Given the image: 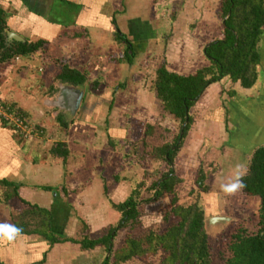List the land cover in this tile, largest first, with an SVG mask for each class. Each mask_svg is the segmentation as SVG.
<instances>
[{"label": "rangeland", "instance_id": "rangeland-1", "mask_svg": "<svg viewBox=\"0 0 264 264\" xmlns=\"http://www.w3.org/2000/svg\"><path fill=\"white\" fill-rule=\"evenodd\" d=\"M123 1L124 10L127 13L142 18V21L154 20L155 34L159 38L158 41L147 46V52L137 53L133 57V63L128 65V70L123 68L120 71L119 65L114 67L112 63H108L107 67L110 68L107 71L108 74L93 71L98 55H100L98 58H102V60L114 61L115 58L116 60L123 59V53L119 58L115 57L117 50L110 51L112 47L110 48L109 44L102 47L105 50L106 46L109 47L107 53L105 50H101L100 53L99 46H93V48L89 46L90 44L82 45L72 35L67 37L64 43L57 41L54 47L47 46L44 47V51H35L30 55L26 65L15 58H11L5 63L6 65H2V61H0L1 84L9 74H15L7 86L10 91L7 92L2 88L3 99L10 103L9 99L14 101V98L16 100L14 103L18 105L20 102L29 105L22 109L30 124V132L26 136L17 133V131L15 133L21 134L20 136L23 138L28 136L39 138V135L42 136L43 133L45 136L48 132L52 133L54 116L51 119L50 114L43 117L38 100L47 92L48 86L56 80L54 76L60 69L57 64L59 61H64L65 65L74 66L79 71L80 68L83 72L85 71L87 76L84 79L88 88L93 89L97 86L100 88L102 85V87L112 89L118 81L123 82L121 83L122 88L117 86L113 88L112 100L108 106L104 103L101 114L97 116V122L103 126L123 128L126 138L130 137L131 140L128 149L125 150L126 156L122 154L120 145H116L117 147L112 149L113 147L108 142L110 137H104L106 136L104 132L94 135V139L99 137L102 139L100 145L106 143L108 146L102 161L95 160L91 166H93L96 175L100 174L103 177L105 183V188L102 191L103 205L99 208L102 211L101 216H108L109 225L93 233H88L87 237L90 239L99 237L108 227L117 224L120 212L112 207L111 197L116 201L114 203H119L131 196L137 204L140 223L139 228L134 232L126 228H119L112 239V251L120 246L127 234L140 236L150 229L161 232L173 222L171 218L164 222L162 214L169 208L170 200L174 196V204L187 205L195 202L204 209L207 218L205 229L211 237V264H221L220 258L227 255L223 241L228 233L236 228H243L247 233H253L256 230V209L259 199L240 193L226 197L221 191V185L229 182L237 165H246L244 155L246 152L231 147L235 140H230L228 137V133L232 132L230 124L225 121V126L215 125L207 122L206 119L212 117L209 112L213 107L223 105V111H226V103L229 98L233 97L231 94L237 95L239 90L242 92L244 88H241L238 83L235 86L232 83L229 84L228 79L222 84L217 81L218 83L215 82L204 88L188 110L190 124L182 140L178 143L179 148L171 163L172 174L178 180L172 187V193L162 192L158 197H155L153 190L150 189V183L169 168L157 155L153 158L151 152L153 153L155 148L163 144L171 143L181 127L178 121L173 120L162 111L160 102L154 96L155 69L163 63L169 71L178 70L180 73H190L196 68L208 64L202 57V48L210 40L220 35V20L217 19L214 12L218 0H171L170 3L164 5H153L154 0ZM109 12L108 4L107 13ZM152 13H156L155 16ZM8 15L9 13H7ZM50 15L53 19L59 20L55 14ZM92 37H90L91 41ZM71 45H76L74 48L78 50L70 51ZM96 73L101 77H95ZM102 75L110 77L103 78ZM84 107L86 104H80L78 114ZM54 111L59 114V120H61V115L65 120H69L70 114H63L56 109ZM226 113L228 114V110ZM223 117L228 116L225 114ZM56 125L60 130H63V126L58 121H56ZM113 136L115 137V135ZM87 138L88 140L92 139L89 135ZM92 141L93 144H99L97 140ZM237 144L246 147L247 135L245 138L239 139ZM132 153L146 156L142 162L135 160L134 163L129 164L127 159L131 157ZM132 191H136V193L131 194ZM208 217L222 218L220 220L211 219V221ZM89 253L91 258L89 261H85V264H102L105 256L108 255L100 246H95ZM160 259L161 252L157 251L154 255L134 257L118 264H160ZM108 264H112L111 258H109Z\"/></svg>", "mask_w": 264, "mask_h": 264}, {"label": "crops", "instance_id": "crops-1", "mask_svg": "<svg viewBox=\"0 0 264 264\" xmlns=\"http://www.w3.org/2000/svg\"><path fill=\"white\" fill-rule=\"evenodd\" d=\"M123 2V0H0V9L9 13L5 17L4 28L16 33L27 43L42 41V46L37 49L39 51H44V47L47 46L54 47L57 41L64 43L67 37L72 35L82 45L99 46L100 53L101 50H105L102 48L105 44L112 47L110 51L117 50L115 57L119 58L123 53V59L115 58L114 61L102 60L98 58L100 55L98 57L95 55L97 60L92 70L102 74L110 69L107 67L108 63H112L114 67L119 65L120 71L123 68L128 70V65H132V59L137 53L147 52V46L159 40L155 34L154 20L148 22L145 20V22L142 18L127 13ZM170 2L171 0L152 4L164 5ZM108 4L109 13H107ZM50 14H55L59 20L53 19ZM152 14L155 16L156 13ZM159 16L158 14V18ZM262 29L254 83L249 88L242 89V92L239 90L237 95L231 94L233 97L226 103L228 114L223 111L224 107L222 108L221 105L210 109L209 113L212 117L206 119L207 122L215 125L223 126L225 121L230 124L232 132L228 133V137L230 140H235L231 147L244 150L246 162L255 147L264 146V26ZM1 35L4 40L6 35L3 29ZM90 37L93 38L92 41ZM75 46L71 45L69 50H74ZM108 46L106 53L109 50ZM126 47L129 50L126 51ZM34 52L25 57L14 58L25 64ZM124 52L132 55L130 61L127 62L124 58ZM10 60L2 61L1 64L6 65L5 63ZM69 67L77 70L74 66ZM77 71L83 78L87 76L81 68ZM172 72L180 73L178 70ZM58 73L59 69L56 75ZM13 76L15 74H9L3 79L2 84L0 83V99L4 102L6 101L3 99L2 88L7 92L10 91L7 86ZM102 76L104 78L109 75ZM95 77L100 78L101 75L97 74ZM226 81L227 78L223 77L219 83ZM57 83L55 80L50 84L47 92L38 100L43 117L50 114L51 119L54 116L52 133L48 132L46 136L43 133L39 138L36 136L23 138L15 133L12 126L0 120V223L14 225L13 222L23 210L36 207L49 212V232L56 238L78 240L83 235L87 236L88 233L109 225L108 216H101L102 211L99 208L103 205L102 191L105 183L103 177L100 174L96 175L91 166L95 160L102 161L108 146L106 143L100 145L102 139L100 137L94 139V135L104 132L106 135L104 137H110L108 142L113 147L111 148L120 145L123 155H126L125 150L128 149L131 138H126L123 128L103 126L97 122V116L101 114L104 103L108 106L112 100L113 88L116 86L122 88L123 82L118 81L112 89L102 85L100 88L93 86L94 90L86 86L85 79L76 86ZM231 83L230 81L229 84ZM232 85L235 86L236 83ZM60 86L79 90L80 99L72 113L51 105L58 95ZM13 100L11 98L7 100L10 102L8 104L22 111V108L29 106L25 102H20L18 105L14 103L16 102L14 98ZM80 104H86V107L78 114ZM54 109L63 114H70L69 120H65L61 115L60 121L65 123L63 130L56 125L55 117H59V114H56ZM225 114L228 117H223ZM88 135L92 137L91 140H88ZM245 135H247V146H239L238 140L245 138ZM92 140L99 141V146L93 144ZM90 141L92 143H88ZM54 143L64 144L67 151L64 159L60 155L49 153ZM133 156L134 153L131 154L132 158L127 159L129 164L135 162ZM2 181L7 185H2ZM111 198V204H117ZM89 251L81 250L77 243L70 240L49 244L37 233H20L13 241L0 242V264H85L84 262L91 258Z\"/></svg>", "mask_w": 264, "mask_h": 264}, {"label": "trees", "instance_id": "trees-1", "mask_svg": "<svg viewBox=\"0 0 264 264\" xmlns=\"http://www.w3.org/2000/svg\"><path fill=\"white\" fill-rule=\"evenodd\" d=\"M165 1L169 0H154L155 3ZM217 2L214 12L220 20V35L202 48V57L208 64L186 74L169 71L163 63L155 69L153 92L160 102L162 111L180 124L186 117L180 136L177 133L171 143L163 144L155 148L153 153L151 152L153 158L157 155L169 166L166 172L150 183V189L153 190L155 197L162 192L171 194L172 187L178 181L172 174L171 163L179 148L178 143L190 124L188 110L204 88L223 77L232 83H238L241 88H249L256 79V67L259 62L258 46L264 26V0H218ZM5 16L7 13L0 9V61L28 56L42 46V41L5 42L1 35L5 26ZM131 57V54L124 52L127 62ZM57 64L60 66L59 73L55 77L57 84L76 86L83 82L84 78L77 70L65 65L64 61H59ZM10 106L14 112L22 113L26 117L21 109ZM55 120L64 128L65 123L61 122L59 117L56 116ZM49 153L60 155L64 159L67 151L63 143H54ZM145 156L136 154L133 158L142 162ZM245 166L247 167V174L244 177L246 186L239 193L259 199L256 209L257 227L253 233H247L243 228H236L226 235L223 246L227 255L220 258L221 264H264V146H257L251 151ZM1 184L7 185L3 181ZM135 193L136 191H132L131 194ZM174 202L173 196L169 208L162 214L164 222L169 218L173 219L163 231L155 232L150 229L140 236L127 234L120 246L113 251L112 239L119 228L134 232L140 225L139 210L131 196L120 203L112 204V207L120 212L117 224L108 227L99 237L92 239L86 235L78 240L56 238L49 232V212L36 207L23 210L13 224L22 229L21 233H37L49 244L70 240L77 243L81 250H91L95 246H100L108 253L102 264H108L109 258L112 259V264H118L134 257L154 255L157 251L161 252L160 264H211V237L205 229L207 218L204 209L195 202L187 205H177Z\"/></svg>", "mask_w": 264, "mask_h": 264}, {"label": "clouds", "instance_id": "clouds-1", "mask_svg": "<svg viewBox=\"0 0 264 264\" xmlns=\"http://www.w3.org/2000/svg\"><path fill=\"white\" fill-rule=\"evenodd\" d=\"M247 174V167L244 165H237L233 177L226 184L221 185V191L226 197L234 196L246 186L244 177ZM22 229L12 224L0 223V242L13 241Z\"/></svg>", "mask_w": 264, "mask_h": 264}, {"label": "water", "instance_id": "water-1", "mask_svg": "<svg viewBox=\"0 0 264 264\" xmlns=\"http://www.w3.org/2000/svg\"><path fill=\"white\" fill-rule=\"evenodd\" d=\"M3 33L4 35H6V37L4 38L5 41L14 40V41L24 42L19 35L7 30L6 28H3ZM70 89L71 87L69 86H60L58 95L54 99V101L51 102V105L65 111H69V113H72L77 108L78 101L80 99V94H79V90H77L76 88L73 90ZM185 123H186V117L184 118L181 127L179 129V133H178L179 136L182 132L183 127L185 126ZM178 141L179 140H177V143ZM220 219H221L220 217H214L213 220H220Z\"/></svg>", "mask_w": 264, "mask_h": 264}, {"label": "built area", "instance_id": "built-area-1", "mask_svg": "<svg viewBox=\"0 0 264 264\" xmlns=\"http://www.w3.org/2000/svg\"><path fill=\"white\" fill-rule=\"evenodd\" d=\"M12 107L0 99V120L12 126V128L23 136L30 132V124L22 113H16ZM20 134V135H21Z\"/></svg>", "mask_w": 264, "mask_h": 264}, {"label": "flooded vegetation", "instance_id": "flooded-vegetation-1", "mask_svg": "<svg viewBox=\"0 0 264 264\" xmlns=\"http://www.w3.org/2000/svg\"><path fill=\"white\" fill-rule=\"evenodd\" d=\"M5 37H6V36H5ZM5 37H4V38H5ZM8 42H13V40H10V41H8Z\"/></svg>", "mask_w": 264, "mask_h": 264}]
</instances>
